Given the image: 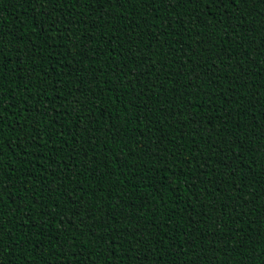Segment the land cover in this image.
<instances>
[{"label": "trees", "instance_id": "1", "mask_svg": "<svg viewBox=\"0 0 264 264\" xmlns=\"http://www.w3.org/2000/svg\"><path fill=\"white\" fill-rule=\"evenodd\" d=\"M243 11L241 20L231 6L206 13L167 0L83 11L68 0H0V169L12 185L0 216L14 238L0 259L197 264L199 253L198 264H240L243 253L264 262V195L254 199L264 192V0ZM193 118L213 131L193 130ZM222 118L251 151H229ZM69 245L78 255H65Z\"/></svg>", "mask_w": 264, "mask_h": 264}, {"label": "snow or ice", "instance_id": "2", "mask_svg": "<svg viewBox=\"0 0 264 264\" xmlns=\"http://www.w3.org/2000/svg\"><path fill=\"white\" fill-rule=\"evenodd\" d=\"M161 2H164V0H161ZM257 2V0H167V4L168 5H171V6H175L176 4H183L185 7H190L192 5H196L197 7L203 5V10L208 13V12H211L213 10V7H218V8H227L228 6H231L232 7V10L234 13H240V16H239V19H241V17H244V19L247 18L245 12L243 11L244 8L250 6V5H253ZM68 3L70 5H72L73 7H80L81 11H83V7L85 4H88V5H92V4H99V5H105V4H114V3H120L121 5H125V4H138L140 7H144L145 5H149V4H152V5H155L156 3V0H68ZM55 11V9H54ZM152 11H155V8L153 7L152 8ZM264 14V13H262ZM234 19H236L237 17H235V15L233 16ZM145 19H147L145 17ZM243 20V19H241ZM64 21L66 22H69V23H82V21H78V20H73L70 16L66 15L64 17ZM101 22L102 21V18H101ZM221 23H223V21H221ZM55 25V21H53V26ZM229 27H232V25H229ZM235 27H240L239 24L235 25ZM67 30V29H66ZM77 31H79V28H77ZM85 47L87 46L86 43L84 45ZM6 47V44L0 40V73H2L3 69L6 67V63H5V52H4V49ZM94 58V57H93ZM141 59H148L150 60L151 59V56H142ZM223 63V61H221ZM155 63V62H153ZM153 65L152 64H149L148 67L151 68ZM120 70L119 72H116V69L113 68V72L117 75V78L119 79L121 75L124 74V67L123 65H120ZM133 75L135 76L136 73H133ZM95 79L99 80V76H96L94 77ZM138 78V77H137ZM128 82L130 83L131 82V78H129ZM0 87H2V83H0ZM261 87H264V85H261ZM25 89L27 90V86H25ZM133 91H135V88L133 87L132 89ZM165 91H167V89H165ZM0 95H2V93H0ZM255 95L257 97H259L260 93H259V90L256 91ZM13 99H15L13 97ZM78 102V101H77ZM3 104V101L0 100V114H2L5 109L4 107L2 106ZM14 106V105H13ZM255 106V105H254ZM262 108H264V105L261 106ZM236 117H237V123H235L233 125L234 128L236 129H239L240 128V122L243 121L246 117H245V110H244V107L243 105L241 104H237L236 105ZM149 111H151V108H149ZM232 113L229 112L228 113V116H231ZM260 115L262 117H264V111H261ZM4 121H3V116L0 115V124H2ZM210 120L207 121V123L210 124ZM193 125H194V128L193 130H196L197 128L199 129H202V131H207V132H212L213 131V128L212 127H208V128H203V125H197L196 122H195V119L193 118V121H192ZM221 123L222 125H224V128H223V131L221 134H227L229 136L232 137V139L229 141V151H233V148H232V145H239L243 150L245 151H251V149L249 148H246L245 145L241 144L240 143V138L238 135H236L234 132H231L228 128V120L227 119H221ZM260 126V125H258ZM261 127H264V126H261ZM0 131H2V129H0ZM203 138V137H202ZM258 140H260V137H257ZM260 149H264V140H260ZM220 151L223 152L224 151V148L223 146L220 147ZM0 154H2V150H0ZM203 155V154H201ZM236 158L237 159H240V156L239 154L236 155ZM197 162H198V165L200 164V157H197ZM214 159V157L212 155H208L206 156V158L204 159L203 161V164L205 165L202 169V171L206 174H210V168L207 167V162L209 160H212ZM243 162V161H241ZM254 162V161H253ZM221 163H223V161L221 160ZM228 167L229 169H231L232 167V164H228ZM232 175H235V171H233L231 173ZM242 179H246V177H242ZM11 181V176L7 175L6 172L2 169H0V204L3 203L4 201V196H3V192H4V189L5 188H10L12 185L10 183ZM261 195H264V192H261L257 195H254V199H260V196ZM229 199H237V197L235 196H230ZM75 215L77 216V218L79 220H81V222H86L88 217L85 216V217H81L79 212H76ZM54 218V217H53ZM93 221L96 222V218L95 217H92ZM59 223L63 224L64 221L61 220L59 221ZM24 225L27 226L28 225V221H24ZM13 227H15V224L13 223ZM32 227H35V225H32ZM106 234H109L107 233V229L108 228H111V225L110 224H106ZM37 232H39V229L37 228L36 229ZM77 231H81V229L79 228V226H77ZM112 231H115L114 228L111 229ZM66 231V229H65ZM87 232L91 235H95V232L91 229V226L89 225L88 228H87ZM12 229L11 228H7L5 223H4V219L2 216H0V257H4L6 255V245H5V240L7 239L8 241H13V236H12ZM41 235H43L41 233ZM132 234L130 233L129 236H131ZM29 241L31 240V237H28L27 238ZM73 239H76V237H74ZM25 240V237H20V239L18 241H16L17 243H20L23 247V243H21L22 241ZM258 242L260 243H264V238H259L258 239ZM49 243H51V241H49ZM63 241L61 242V246L63 245ZM140 244L143 243V241H139ZM129 244H131V239H129ZM38 247V245H37ZM53 247H55V245H53ZM243 247V244L241 242H238L236 247L232 249L233 252L237 251V249L239 248H242ZM7 248H11V244H9L7 246ZM216 250H219V245H216L215 246ZM135 250V248L133 249ZM175 251V249H173ZM157 251H159V249H157ZM69 252H71L73 255H78V253L75 252V250L71 247V245H69V248L67 249L65 255H67ZM264 254V253H262ZM241 261H240V264H248V261L246 258H244L243 256V253H241ZM197 264H198V261L200 259V254L197 253ZM0 264H11L10 260L9 261H6L4 259H0ZM49 264H53V262H49ZM61 264H64L63 261H61ZM225 264H227V262H225ZM262 264H264V262H262Z\"/></svg>", "mask_w": 264, "mask_h": 264}]
</instances>
